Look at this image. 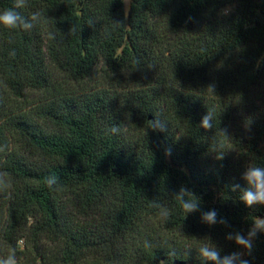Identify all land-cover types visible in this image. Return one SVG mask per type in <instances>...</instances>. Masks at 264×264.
Here are the masks:
<instances>
[{
	"label": "trees",
	"instance_id": "trees-1",
	"mask_svg": "<svg viewBox=\"0 0 264 264\" xmlns=\"http://www.w3.org/2000/svg\"><path fill=\"white\" fill-rule=\"evenodd\" d=\"M17 11L41 17L30 30L0 25V261L129 264L134 252L139 264H264V201L243 199L257 191L248 172L264 169V0H27ZM100 65L139 86L116 100L103 85L74 90ZM125 103L141 121L134 139ZM192 196L184 212L178 197Z\"/></svg>",
	"mask_w": 264,
	"mask_h": 264
},
{
	"label": "clouds",
	"instance_id": "clouds-1",
	"mask_svg": "<svg viewBox=\"0 0 264 264\" xmlns=\"http://www.w3.org/2000/svg\"><path fill=\"white\" fill-rule=\"evenodd\" d=\"M27 5V0H14V4L11 8H6L3 10H0V25L5 27L9 30H16V29H23V30H30L34 27L35 23L39 22L41 14L39 12H34L31 17L25 18L22 16L17 9L23 8ZM70 31H74V29H70ZM14 55V52L12 53ZM158 116V115H157ZM212 116L213 113L211 111L208 112V115H205L201 121L200 126L204 129H211L213 127L212 125ZM148 125L150 129H157L160 130L165 129V125L159 121V119H152L148 120ZM119 126H113L112 132L118 133L119 132ZM7 150V145H0V153H3ZM171 154V149L166 150V155ZM248 181L250 183L255 184L256 192H250L247 191L243 195V199L246 202V204L251 205L252 203L256 201H264V169L261 168H254L250 170L247 174ZM46 185L52 189V190H59V178L56 175H50L45 178ZM53 185L56 187L54 188ZM10 186V181L8 179V174L5 172H0V189H7ZM182 192H184V189H181ZM180 206L182 207L184 212H190L193 211L196 208L197 200L195 196H192L191 199L185 201L182 197H178ZM152 207L158 208L157 203L153 202L151 204ZM159 214L162 217H166L168 215L167 212H159ZM214 216L215 213H209L205 216V219L212 223L214 222ZM251 235V234H250ZM236 242L245 248H251V242L249 240L243 239L241 237H237ZM201 254L210 260H217V252L215 250L209 251L208 246H204L200 249ZM0 264H5V262L0 261ZM6 264H16V262L9 257ZM163 264V262H162ZM223 264H229V262L226 260L223 262ZM244 264H247L245 261Z\"/></svg>",
	"mask_w": 264,
	"mask_h": 264
},
{
	"label": "rangeland",
	"instance_id": "rangeland-1",
	"mask_svg": "<svg viewBox=\"0 0 264 264\" xmlns=\"http://www.w3.org/2000/svg\"><path fill=\"white\" fill-rule=\"evenodd\" d=\"M129 5V0H124V7L127 10ZM139 80L136 81V79L132 76H122V75H113L111 73H108L105 70L104 66H99L95 73L91 76V79L86 82L85 84L77 85L75 84L73 86L74 90L81 92L83 88L89 87V86H99L103 85L105 88H107L108 93L110 96L114 98V100L118 99V96H123L124 93L128 90L136 89L139 86ZM37 96H32L31 100H36ZM127 104V103H125ZM125 117L128 118L129 128L128 130V136L130 139H134L139 133V131L142 129L141 121L137 116L136 113V105H132L131 103H128L127 105H124L123 107ZM257 222L264 226V220L257 219ZM24 237V239H21L18 241L17 245L23 249L24 245L27 243H30V237L29 233H27ZM193 248L188 247V245H185L184 249H181V251L187 256L191 253V250ZM181 261H185V259H180ZM139 257H137V254L135 255L134 252L130 253L129 256V264H139ZM173 264V263H172ZM186 264H189L186 262Z\"/></svg>",
	"mask_w": 264,
	"mask_h": 264
},
{
	"label": "water",
	"instance_id": "water-1",
	"mask_svg": "<svg viewBox=\"0 0 264 264\" xmlns=\"http://www.w3.org/2000/svg\"><path fill=\"white\" fill-rule=\"evenodd\" d=\"M173 264H186L185 261H174Z\"/></svg>",
	"mask_w": 264,
	"mask_h": 264
}]
</instances>
